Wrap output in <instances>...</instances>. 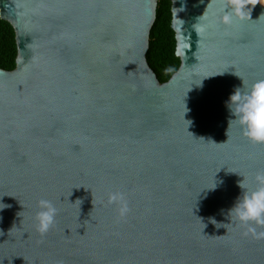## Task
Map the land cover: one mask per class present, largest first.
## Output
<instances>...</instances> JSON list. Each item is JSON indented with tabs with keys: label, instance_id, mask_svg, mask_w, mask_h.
Here are the masks:
<instances>
[{
	"label": "water",
	"instance_id": "water-1",
	"mask_svg": "<svg viewBox=\"0 0 264 264\" xmlns=\"http://www.w3.org/2000/svg\"><path fill=\"white\" fill-rule=\"evenodd\" d=\"M156 8L0 0L17 47L0 69V264H264V238L228 218L264 145L228 129L226 107L235 74L264 78V7L225 26L226 0H171L180 66L165 83L147 59ZM40 199L58 209L45 235Z\"/></svg>",
	"mask_w": 264,
	"mask_h": 264
},
{
	"label": "clouds",
	"instance_id": "clouds-1",
	"mask_svg": "<svg viewBox=\"0 0 264 264\" xmlns=\"http://www.w3.org/2000/svg\"><path fill=\"white\" fill-rule=\"evenodd\" d=\"M255 3L256 0H226V7L230 11L222 15L219 23L229 26L234 18L244 20L246 6ZM204 19H207V15ZM208 27L207 24H200L197 26V31L203 34ZM166 71L171 72L172 69L168 68ZM235 75L241 79L242 85L236 87L226 101V107L230 114L228 129L235 125L240 129L241 136L248 142L264 145V78L248 84L243 81L242 77ZM238 187L241 189V193L228 210L230 224L242 229L244 236H252L256 239L264 238V231L258 230L264 229V171L256 172L251 177L250 184L243 177L238 182ZM114 202H118L120 205L119 214L126 215L129 208L124 193H112L109 196V203ZM8 207L11 206L0 203V211ZM57 212L58 209L52 201L38 200L37 211L33 217L35 230L38 234L45 235L51 230L55 224Z\"/></svg>",
	"mask_w": 264,
	"mask_h": 264
},
{
	"label": "trees",
	"instance_id": "trees-1",
	"mask_svg": "<svg viewBox=\"0 0 264 264\" xmlns=\"http://www.w3.org/2000/svg\"><path fill=\"white\" fill-rule=\"evenodd\" d=\"M171 0H157L156 20L150 33L148 63L160 83L167 82L178 70L180 60L175 55L176 39L171 28ZM17 47L12 26L0 18V69L13 71ZM171 68V72L166 69Z\"/></svg>",
	"mask_w": 264,
	"mask_h": 264
},
{
	"label": "bare ground",
	"instance_id": "bare-ground-1",
	"mask_svg": "<svg viewBox=\"0 0 264 264\" xmlns=\"http://www.w3.org/2000/svg\"><path fill=\"white\" fill-rule=\"evenodd\" d=\"M260 5L264 7V0H256Z\"/></svg>",
	"mask_w": 264,
	"mask_h": 264
}]
</instances>
